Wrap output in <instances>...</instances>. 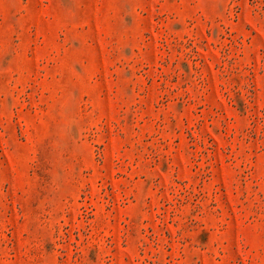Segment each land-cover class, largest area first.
Here are the masks:
<instances>
[{
    "label": "rangeland",
    "instance_id": "rangeland-1",
    "mask_svg": "<svg viewBox=\"0 0 264 264\" xmlns=\"http://www.w3.org/2000/svg\"><path fill=\"white\" fill-rule=\"evenodd\" d=\"M0 264H264V0H0Z\"/></svg>",
    "mask_w": 264,
    "mask_h": 264
}]
</instances>
